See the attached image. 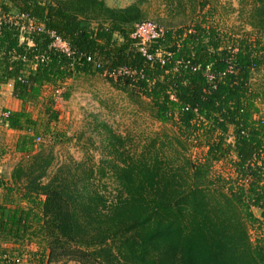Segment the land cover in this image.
<instances>
[{"label": "trees", "instance_id": "obj_1", "mask_svg": "<svg viewBox=\"0 0 264 264\" xmlns=\"http://www.w3.org/2000/svg\"><path fill=\"white\" fill-rule=\"evenodd\" d=\"M246 1L249 25L264 36V0ZM21 15L42 24L44 32L21 42L20 27L6 20ZM143 20L137 4L112 9L102 0H0V87L12 82V97L22 104L20 111H5L0 124L23 133L14 151L29 158L5 185L20 197L0 205V236L24 241L39 226L46 250L37 264H264V124L248 84L264 66L261 39H225L201 23L167 30L149 49L166 53L160 65L148 63L131 38ZM48 32L66 42L72 55L52 48ZM206 66L214 83L204 75ZM120 68L135 72V82L122 79L149 100L159 123H172L182 138L202 142V161L179 164L157 151L154 141L140 155H128L109 133L111 159L51 175L54 158L35 143L50 133L58 114L48 107L35 119L24 106L37 102L46 86ZM230 154L243 185L227 195L210 173ZM106 179L114 185L111 199L107 186L98 184ZM247 223L263 232L255 245Z\"/></svg>", "mask_w": 264, "mask_h": 264}, {"label": "rangeland", "instance_id": "obj_2", "mask_svg": "<svg viewBox=\"0 0 264 264\" xmlns=\"http://www.w3.org/2000/svg\"><path fill=\"white\" fill-rule=\"evenodd\" d=\"M102 1L112 9H124L137 4L143 12V21L156 23L166 31H184L201 23L200 25L216 29L225 39L229 37L242 39L243 36L252 40L259 38L260 46H264V36L260 34L259 36L257 31L249 25L251 9L246 0ZM93 27H95L94 24ZM123 76L120 73L114 78L93 73L57 86H46L42 89V95L37 102L24 106V109L31 112L35 119L42 118L44 109L48 107L58 114L57 121L50 124V133L46 136L41 135L40 141L35 143L37 146L42 145L44 154H50L54 158L49 172L51 175L59 168L75 170L81 164L98 167L101 161L111 159L108 155L109 133L119 137L128 155H140L154 141L157 151L162 152V155L169 159L176 157L179 164L186 159L192 163L202 161L206 152L202 142L182 138L178 127L172 123H159L154 117V110L149 100L144 98L137 89L126 86L121 78ZM248 84L259 110L258 118L264 124V66L252 72ZM66 94L69 95L68 99L64 98ZM13 108L10 93L1 92L0 119L4 117L5 111H11ZM21 108L19 107V110ZM2 127H0V179L2 182L0 205L7 206L12 200L18 201L20 194L17 190L8 192L6 189L10 187L5 188V185H10L14 168L29 158L14 151L13 144L19 134ZM226 139H228L227 143H232V139ZM229 157L226 162L215 163L210 173L212 183L223 186L225 194H229V189L237 192L243 185L242 182L237 181L233 172L231 161L234 160V154H230ZM101 183L107 186L108 189L104 191V194L111 199L114 194V185L108 179L98 182L99 185ZM19 188L23 191L22 187L19 186ZM250 211L255 219L261 220L257 209L251 208ZM38 229L39 226L33 225L24 241L16 242L1 238L0 255L3 253L10 256L22 255L28 264H37L36 258L45 255L46 250L45 240ZM247 230L251 243L255 245V241L262 238L263 232L258 230L257 225L249 223H247Z\"/></svg>", "mask_w": 264, "mask_h": 264}, {"label": "built area", "instance_id": "obj_3", "mask_svg": "<svg viewBox=\"0 0 264 264\" xmlns=\"http://www.w3.org/2000/svg\"><path fill=\"white\" fill-rule=\"evenodd\" d=\"M6 20L12 25L20 27L21 42L24 41L25 35L27 36L31 33H43L44 32V28L42 24H38L34 20L27 18L23 15L19 17H9ZM165 31L166 30L163 27L159 26L156 23L149 22V21H143V22H140L134 25V31L131 35V38L136 41V47L139 53H141V55L145 58V60L148 63H153L154 61H157L160 65H165L166 53L158 52L156 54H151L149 52V49L152 45L156 44L159 41H162L165 38V34H166ZM54 34L55 33L53 32L51 33L48 32V36H50V39L52 40L51 47L61 51L63 54H65L68 57L71 56L72 53L67 43L61 40L58 36ZM42 61H44V59H42ZM86 61L92 62L93 59H91V57H87ZM94 64L97 68H100L99 63L95 62ZM192 70L198 71L200 70V66H194L192 67ZM204 71H205L204 75L206 79L210 83H214L215 77L210 73L209 66H206ZM120 73L121 75H124L123 77H127L130 81L132 82L136 81L135 72L127 68H120L111 73H108L107 75L108 77L115 78L117 74L120 75ZM6 116H7V113H4V117ZM36 141L39 142L40 138H37ZM0 264H28V261H26L25 257H23L22 255L10 256L8 254L3 253L2 255H0Z\"/></svg>", "mask_w": 264, "mask_h": 264}, {"label": "crops", "instance_id": "obj_4", "mask_svg": "<svg viewBox=\"0 0 264 264\" xmlns=\"http://www.w3.org/2000/svg\"><path fill=\"white\" fill-rule=\"evenodd\" d=\"M12 86H13V83L12 82H10L9 84H7V85H4V86H1L0 87V93L1 92H3V91H7V92H9L10 93V102H11V105H13V109L11 110V111H20L19 110V107H22V104L19 102V101H17V100H15L13 97H12ZM0 127H2L1 126V124H0ZM3 128V127H2ZM6 128V127H5ZM10 132H16V131H12V130H10ZM16 133H18L19 135H18V137L20 136V135H23V133H21V132H16ZM18 137H17V140H18ZM17 140H16V142H17ZM15 142V143H16ZM14 145V144H13ZM15 146V145H14ZM0 239H1V237H0ZM3 247V246H2ZM5 247V246H4ZM14 255V254H13Z\"/></svg>", "mask_w": 264, "mask_h": 264}]
</instances>
